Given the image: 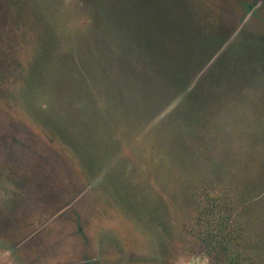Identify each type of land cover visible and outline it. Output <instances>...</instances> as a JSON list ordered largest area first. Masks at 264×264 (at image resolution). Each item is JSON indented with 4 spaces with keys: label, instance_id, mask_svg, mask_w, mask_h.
<instances>
[{
    "label": "rangeland",
    "instance_id": "1",
    "mask_svg": "<svg viewBox=\"0 0 264 264\" xmlns=\"http://www.w3.org/2000/svg\"><path fill=\"white\" fill-rule=\"evenodd\" d=\"M176 3L0 0V264H264V55L240 40L264 0ZM111 8L227 44L180 85ZM218 60L248 81L212 85ZM208 197L239 263L201 239Z\"/></svg>",
    "mask_w": 264,
    "mask_h": 264
},
{
    "label": "trees",
    "instance_id": "2",
    "mask_svg": "<svg viewBox=\"0 0 264 264\" xmlns=\"http://www.w3.org/2000/svg\"><path fill=\"white\" fill-rule=\"evenodd\" d=\"M190 0H177L176 8L179 13L189 14L184 9ZM111 15L117 16L122 21L128 20L123 15L117 14L116 8H111ZM120 21V20H118ZM129 24L135 28L137 34L136 41L139 47L150 54L152 57L158 59L166 66L172 68L171 72L175 75V79L182 85L199 73V71L206 66L218 51H221L226 41V27L215 29L209 21L201 24V29L212 35L211 38H203L199 43L200 46L191 45L190 29L186 20H128ZM119 25V24H118ZM200 29V30H201ZM201 30V31H202ZM225 32V34H224ZM154 36V37H150ZM241 35V34H240ZM242 35L244 37H242ZM240 40L244 41L248 47L252 45V50L264 55V33H248L246 30L242 31ZM142 38V39H141ZM237 40V42H240ZM235 43V42H234ZM190 44V45H189ZM207 45L204 47V45ZM193 51H188V47ZM199 47V48H197ZM232 45L228 47L226 53L230 51ZM196 49V50H195ZM199 50V51H197ZM207 50L208 54L203 56V52ZM187 58L186 63H179ZM193 62V71H189L188 62ZM218 66V67H217ZM223 64L220 61L214 62L213 67L208 72V79H211L212 85L216 87L230 86L229 82L236 83L247 79V75H243L242 79L239 73H234L227 68L226 73H222ZM206 72V73H207ZM248 81V79L246 80ZM246 83V82H245ZM213 86V87H214ZM231 87V86H230ZM194 105V104H193ZM196 113H199V108L194 105ZM228 207H223L220 200L209 198L206 205L202 208L198 225L200 228L201 239L210 254H216L225 257L233 263H239L238 250L233 248V243L236 238V230L233 228L232 218L225 213L229 211ZM203 222V228L200 226ZM219 256V257H220Z\"/></svg>",
    "mask_w": 264,
    "mask_h": 264
}]
</instances>
